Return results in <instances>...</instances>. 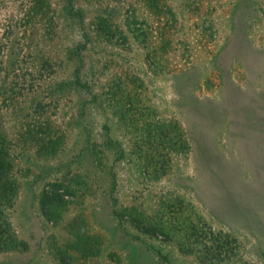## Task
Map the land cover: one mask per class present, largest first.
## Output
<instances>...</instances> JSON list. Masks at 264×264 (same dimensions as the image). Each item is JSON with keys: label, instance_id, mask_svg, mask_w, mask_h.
I'll list each match as a JSON object with an SVG mask.
<instances>
[{"label": "rangeland", "instance_id": "obj_1", "mask_svg": "<svg viewBox=\"0 0 264 264\" xmlns=\"http://www.w3.org/2000/svg\"><path fill=\"white\" fill-rule=\"evenodd\" d=\"M0 264H264V0H0Z\"/></svg>", "mask_w": 264, "mask_h": 264}, {"label": "trees", "instance_id": "obj_2", "mask_svg": "<svg viewBox=\"0 0 264 264\" xmlns=\"http://www.w3.org/2000/svg\"><path fill=\"white\" fill-rule=\"evenodd\" d=\"M70 8H71V10H74L76 13H78V18L80 19L79 21L82 23L83 22V19H82L83 15L81 14V12L76 7H74L73 5L70 6ZM80 34H81V37L84 38L83 39V47L82 48H85L84 44H86V40L87 39H86V31L84 30L83 27L81 28ZM44 61L47 62V63L48 62L50 63V61H48V60H44Z\"/></svg>", "mask_w": 264, "mask_h": 264}]
</instances>
